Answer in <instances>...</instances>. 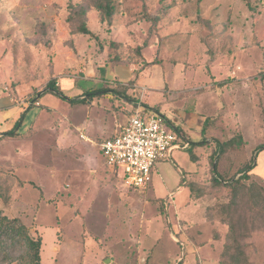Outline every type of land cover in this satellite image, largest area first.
I'll return each instance as SVG.
<instances>
[{"label": "rangeland", "instance_id": "rangeland-1", "mask_svg": "<svg viewBox=\"0 0 264 264\" xmlns=\"http://www.w3.org/2000/svg\"><path fill=\"white\" fill-rule=\"evenodd\" d=\"M249 1L147 0L156 24L138 19L141 2H120L112 28L92 7L96 39L72 34L67 22L85 0H0V132L23 113L21 134H0V208L42 238V264H264V149L255 153L264 141V0ZM113 39L119 49H109ZM143 57V69L156 65L205 95L212 139L200 163L180 149L157 163L146 189H133L101 143L130 103L152 101L136 81L103 78V92L77 103L43 91L57 73L58 88L75 97L87 67L98 75L109 65L123 79ZM238 134L244 143L221 158V170L253 156L256 165L233 199L212 183L211 153L215 140Z\"/></svg>", "mask_w": 264, "mask_h": 264}, {"label": "trees", "instance_id": "trees-1", "mask_svg": "<svg viewBox=\"0 0 264 264\" xmlns=\"http://www.w3.org/2000/svg\"><path fill=\"white\" fill-rule=\"evenodd\" d=\"M117 1V2H116ZM147 0H85V2L81 5H77L78 7H74V10L70 13L67 18V22L70 26V32L72 34H84L89 35L90 37H94L98 39V35L95 34L88 26V12L90 8H95L98 10L100 14L99 21L103 24L106 23L109 25V28H112L113 21L119 13L120 2H141L142 9L138 11V19H144L146 21L152 22L156 24L160 21L156 15L152 14L147 5ZM248 5L250 6V1L246 0ZM124 12V11H123ZM80 20V22H78ZM121 46V42L116 40H111L108 44L109 49L116 47L119 49ZM143 45L137 47V51H140ZM120 53H116L115 56H119ZM116 60L121 59L120 56L115 58ZM120 61V60H119ZM141 68L147 66L150 61L146 60L144 57L141 60ZM140 68V69H141ZM57 82V78L52 77L46 85V92H54L62 98L69 100L70 102H84L85 97L95 96L103 92V90H95V91H86L84 93V97H70L62 90H60ZM40 92H38L39 95ZM41 92V94H43ZM40 94V95H41ZM158 112V110H155ZM23 113L19 117V119L15 122L14 127L1 131L0 134L4 136H18L21 134L19 131L20 124L22 122ZM209 120V119H208ZM179 131V129L177 128ZM243 137L241 134L235 135L230 139L225 141L215 140V146L213 152L211 153V173H212V183L215 187H227L232 195L233 199L237 197L238 193H241L246 187L248 182H251L253 179L251 171L254 169V156L249 162H245L241 167L236 168L235 171L232 168H235L234 165H231L232 168L227 169L226 171L221 170V158L228 154L229 150L238 144L243 145ZM207 141H203L201 144H205ZM198 143L193 142V145L188 147V151L190 152L192 160H198L196 154L193 152V146ZM264 149V141L257 145L256 151L260 152ZM252 183V182H251ZM260 188V187H259ZM0 196H3L5 201L4 192L0 186ZM231 206V205H225ZM225 206L223 205L225 210ZM42 238L40 236H34L29 226L22 220V218L18 216H9L5 213L4 209L0 208V264H42Z\"/></svg>", "mask_w": 264, "mask_h": 264}, {"label": "crops", "instance_id": "crops-1", "mask_svg": "<svg viewBox=\"0 0 264 264\" xmlns=\"http://www.w3.org/2000/svg\"><path fill=\"white\" fill-rule=\"evenodd\" d=\"M128 65L131 74L126 76L127 78L123 79H121L117 74L115 76L111 75L108 72L109 65H99L100 67L98 69V75L96 73L95 65H92L91 67L89 66L86 68V70L90 75L88 77L86 76L85 78L81 77L79 80L77 78L75 81V86L72 88V90L70 89V93L75 94V97L82 98L84 97V93L86 91L100 90L104 86L102 84L104 81L103 78L107 79L106 83H114L116 86V82L121 85H126L129 81L135 80L136 82L134 85L140 88L139 90L141 93H143V97L146 98L148 96L147 99H152V101L148 102L143 100V98L141 99L142 101L139 100L132 102L133 104L130 103V114L140 103H142L143 106L148 110H158L157 113L163 116L166 120L168 129L177 131L179 134L183 135V142L181 144H183L185 141L188 143V146L185 148H175L172 151L171 157L175 155L180 149L188 150V147L192 146L193 142H196L198 144L193 146V150L195 153L197 152V162L200 163L201 158L207 157L210 154L207 153V148L209 147L208 142H210L212 139L208 136V114L205 110L208 105L204 101L205 95L202 94L200 97L192 96L190 94V90L192 89V81H182V83L175 80L168 81L166 71H164V69L161 67V69H159L156 67V65L146 67L144 69L141 68V64L138 63H130ZM53 77L57 78L60 76H58L57 73H54ZM57 82L60 86V80L58 81L57 79ZM116 86H114V88ZM143 88H145L144 91ZM107 90L113 91V89ZM148 90L150 91L147 92ZM154 92L158 94H155ZM119 95L120 99L124 100L125 96L123 97V95L120 93ZM126 99V102L130 100V98L128 100ZM129 116L124 119L123 123L115 125L113 124V129L110 130V134L104 138V140L117 135L127 124ZM194 136H196V138H194ZM193 139H196L197 141H193ZM203 141L207 142L205 144H201ZM155 169L157 170V164Z\"/></svg>", "mask_w": 264, "mask_h": 264}, {"label": "built area", "instance_id": "built-area-1", "mask_svg": "<svg viewBox=\"0 0 264 264\" xmlns=\"http://www.w3.org/2000/svg\"><path fill=\"white\" fill-rule=\"evenodd\" d=\"M182 142L183 135L168 129L163 116L140 103L122 130L101 143V151L107 165L115 171H123L127 187L145 189L152 180L156 164L171 157L175 148L188 146L187 141Z\"/></svg>", "mask_w": 264, "mask_h": 264}]
</instances>
